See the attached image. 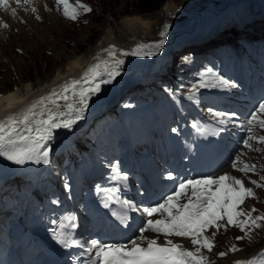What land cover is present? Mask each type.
<instances>
[{"label":"snow or ice","instance_id":"obj_1","mask_svg":"<svg viewBox=\"0 0 264 264\" xmlns=\"http://www.w3.org/2000/svg\"><path fill=\"white\" fill-rule=\"evenodd\" d=\"M7 0H0V5L6 4ZM19 3L20 0H17ZM61 4L65 5V15L71 19L78 18L76 9L68 11L67 0H59ZM27 3V0H25ZM77 4L85 12H91L92 9L85 4ZM35 10V9H34ZM7 27V25H5ZM165 31L160 33L165 36ZM163 44L160 41L157 47ZM123 61H117L116 67L118 68ZM96 65L89 69V72L96 75ZM119 75V72H108V79L103 80L102 83H110L114 76ZM87 77V74H86ZM222 84L227 85L228 82L220 78ZM80 81H73L72 85H65L64 91L67 92L69 87L75 91V85ZM201 86L207 87V84ZM100 91L99 85L94 88L82 89L79 93V99L76 101L80 105L79 108L72 102H67V112L55 111L47 106L44 111L39 113V117L47 114V119L37 118L35 108L37 104H33L25 113L19 118L10 116L7 121H0V155H5L9 160L16 164H24L27 161L35 160L39 163L49 162L50 149L46 146L53 137V130L56 128H70L72 126L71 120L57 121V117H67L71 113H82L85 110L89 93ZM53 95H57L53 93ZM65 101H68L67 96H62ZM43 103V98L40 102ZM216 117H221L220 124L226 125L231 121L235 114H228L223 112H216ZM264 103L259 106V113L253 114L247 121L249 125L248 131H252L253 125L264 129ZM82 118V117H77ZM176 131V129H173ZM258 139L260 143L264 144V135L255 137L249 136L244 141L246 147H252L249 140ZM232 167L237 171L245 173L254 171L255 166L243 164L240 166L239 157L237 162L232 164ZM169 178H172L171 176ZM127 180V177H122ZM257 187L264 188V184H257V181H251ZM215 186V188L213 187ZM191 189V195L188 197L186 203H179L181 197ZM106 193H117L118 189H106ZM256 193L253 188L246 187L245 182L241 178L234 175L224 174L218 177H205L203 179L194 180L189 179L181 181L177 190L168 195L162 203L155 206H146L138 208V206L131 200H124L121 203L127 209L124 215L118 217L122 223H127L129 217L127 212H141L144 216L149 217L146 219V227L139 229L141 235L137 239H133L129 244H112V243H99L98 241L90 242V249L94 250L92 255L96 260L101 261V264H212V261L206 256L202 250L212 252L215 244L213 237L216 233L224 227L227 230V225L239 227L242 232H246L249 227H261L258 221L264 220V216L252 217L251 212H244L239 209V206L244 204L245 199L248 197L255 198ZM114 198V197H113ZM239 209V210H238ZM256 211V209H252ZM159 214L161 219H152L151 217ZM244 217V219H240ZM226 218V225H221L218 221H224ZM74 220L75 217H70ZM211 230L210 235L206 232ZM152 232L161 234L163 237H184L190 239L191 245L195 246L194 250H189L183 244L175 243L172 239H166L158 243L157 239H150L143 233ZM237 239H244V237H237ZM140 242H146L141 246ZM65 246H68L67 244ZM232 252L239 251L235 245L230 249ZM221 257L227 253L221 252ZM236 264H257L256 260L237 261ZM264 264V260L260 261Z\"/></svg>","mask_w":264,"mask_h":264},{"label":"bare ground","instance_id":"obj_2","mask_svg":"<svg viewBox=\"0 0 264 264\" xmlns=\"http://www.w3.org/2000/svg\"><path fill=\"white\" fill-rule=\"evenodd\" d=\"M34 5L43 9L46 7L43 1H39L38 4L36 1ZM150 15L127 16L126 20H120L117 26L108 27L107 31L102 34L103 37L99 39L95 48L82 56L75 54L77 56H74L75 58L70 60L66 67L57 70L56 74L53 75L54 77H51V79L47 81L38 80L35 83L32 82V84L23 85L21 88L16 87L13 91L10 90L8 93L5 90L4 94L0 95V121H7L10 116L19 118L33 104H37L35 108L37 118L47 119L46 113L43 117H39V113L44 111L45 106L55 111L67 112L66 103L72 102L79 108L80 105L76 103L79 99L78 93L82 89H90L99 85L100 91L89 93V99L82 113L76 112L69 114L67 117H57L58 122L65 119L73 122L70 128L60 127L54 129V138L49 141L46 146L50 149V153L53 154V165L55 166L56 176L59 174L57 170L59 165L72 159L73 156L79 154L80 151L89 146V143H91V141H89V130L93 123L104 118L106 115V118L114 115L112 113L113 108L108 104V101H106V97L109 98L111 94H116L115 92H118L127 85L136 84L137 82L135 81H139V75L145 80V83H149L150 79H147V77L152 68L150 60L153 57L156 59L160 58L159 52H162L161 54L163 56L167 54L165 50L167 47H165L163 51H161L160 47H153L155 41L164 39V36H161L159 32L165 31V25H168L169 27L166 33H169L168 31L170 29H174L176 25L186 18L187 13L182 11V9L180 10L174 2L170 1V3L164 4L161 14L154 17H145ZM47 17H51V15L47 16L43 14L42 16V18L45 19H47ZM10 20L13 22L15 19L11 18ZM32 22L33 24L36 23L34 20H32ZM51 24L54 25L55 22ZM1 32L2 31H0V33ZM37 45H39V43H37ZM150 48H153V51H148ZM27 50L26 52H28ZM117 61H123L118 68L116 67ZM96 65L99 66L96 69L97 74L93 75L89 72V69ZM165 68H167L166 63L161 69L165 70ZM109 71H118L119 75L114 76L110 83H102L103 80L108 79ZM73 81H80L79 84L75 85V91L69 87V90L65 92V85L71 86ZM23 84H25L24 81ZM145 85L146 84L143 83L140 86L142 87L141 89H143ZM53 93L57 95H53ZM62 96H67L68 101H65ZM42 98L43 103L41 104ZM0 161L9 167L10 172L14 173L17 182L24 185L22 192L27 195V199L23 201L24 206L29 204L33 209L35 206H38L39 202L43 204L46 200H50L55 196L64 198L70 203L72 202L73 197L71 191H67L57 184L58 177L54 175L44 176L42 182L36 184L32 176L27 174L26 169L23 168L21 164L14 163L5 155H0ZM246 185L250 186L248 182H246ZM137 213L142 215L139 211H137ZM210 233L211 230L205 234L210 235ZM15 240L18 241V237H15ZM176 242L179 243L178 240H176ZM182 242L187 248H195V246L191 245L190 239L188 238H185ZM261 249H264V245L252 251L242 250L237 253H231L225 258L214 257L211 252H207V250H202V252L209 257L212 264H236L237 261H246L247 259L256 258L259 255H256V252Z\"/></svg>","mask_w":264,"mask_h":264},{"label":"rangeland","instance_id":"obj_3","mask_svg":"<svg viewBox=\"0 0 264 264\" xmlns=\"http://www.w3.org/2000/svg\"><path fill=\"white\" fill-rule=\"evenodd\" d=\"M51 1L52 0H48V4L50 3V6L48 5L47 7H44V9L39 8L36 12H32L31 16L27 15V13H25L23 10L18 11L13 22L10 21L7 23V27L4 26L5 29L0 28V31H2L0 33V95L4 94L5 90L6 92L10 90L13 91V89L16 87L21 88L23 85L32 84V82L35 83L38 80L47 81L51 79V77H54L53 75L56 74L57 70H61L62 68L66 67L69 61L75 58L74 56L85 55L91 49L95 48L99 39L103 37L102 34L107 31L108 27L117 26L120 20H126L127 16L141 15L138 14L133 8L134 2L136 0H89L94 7L92 11H79V13L83 14L84 18L73 21L69 17L58 16L55 12H53L54 8L51 7ZM170 1L174 2L180 10L182 9V11L187 13V16L182 22L176 25L174 29H170L168 31L169 33H166L164 39L160 40L163 41V44L159 47H162L167 42H169L172 37L177 35V32L182 31L183 28H191L194 25V22L198 19V12L200 9H202V7H213L214 4H217V2L224 1L225 3L236 0H195L191 7H189V12H187V3L190 0H165V3L168 4ZM162 8L160 11L152 13V15L145 14L150 15L145 17H154L161 14ZM185 8L186 11L184 10ZM43 14L47 16L51 15V17H47V19L42 18ZM32 20H34L36 23L33 24ZM54 22V25L51 24ZM77 22H84L85 25H79ZM206 28H210L209 23L206 25ZM160 33L161 31L159 34ZM160 41H155L153 47H157L156 45H158ZM37 43H39V45H37ZM26 50L28 52H26ZM183 57L184 55H176L175 57L173 56V65L171 67L172 69L170 73L174 77H172L174 81L176 79L175 68L182 62ZM221 69L222 68H219L217 71L212 72V75L216 80H219V83L221 82ZM188 75L189 74L187 73L186 76ZM23 81L25 84H23ZM123 88H121L118 92H115L116 95L121 94L120 92L123 90ZM131 92L132 89H128V92L123 95L121 100H119V104L116 106L115 110L120 111L119 109L121 108V105L128 100ZM110 105L112 108L114 107L112 104ZM136 107H138L136 104H131L128 112L134 113L137 110ZM142 109L146 111L145 108ZM132 118H134V121L137 124L141 122L138 117L133 116ZM101 125L102 123H96L90 132H92L94 135H97V130L100 129ZM152 143L154 144V142ZM149 146L152 148V145ZM111 147L114 149V151H117L115 150V146ZM68 170L71 169L67 168L66 165L59 167V172L61 174L65 173L71 177ZM86 172L88 173V177H86L84 182L79 187L72 190L74 192V198L76 199V202L80 192L85 189V186L88 184L91 176L97 174V172L92 171ZM4 200L9 201L10 203L15 201V205H11L10 207L7 205V211L15 212L16 210H20L22 205L21 192L16 183L7 187ZM261 204L262 206L256 203V207H260L258 210V216H264V200L261 202ZM78 205L81 206L79 203ZM252 209H255V207L247 208L246 213L253 212ZM218 223L221 225H226V218L224 221H218ZM258 223L261 225V227L248 228L252 230H259L257 232L258 235L253 236V243H245L246 232H242L239 227L227 225L230 233L225 237L222 236L219 230L214 238L218 235L219 237H217L216 240L213 238L214 244L216 245L212 250L213 256L218 258L228 257V255L232 253L230 249L234 245H239L243 248V250L248 249L250 251L260 248L262 245H264V220L258 221ZM223 231L224 233L226 232L225 229H223ZM237 237H244V239H237ZM225 245L228 246L227 249L224 248ZM221 252L227 253V255L221 257L219 255Z\"/></svg>","mask_w":264,"mask_h":264},{"label":"trees","instance_id":"obj_4","mask_svg":"<svg viewBox=\"0 0 264 264\" xmlns=\"http://www.w3.org/2000/svg\"><path fill=\"white\" fill-rule=\"evenodd\" d=\"M164 3L165 0H136L133 8L138 14L145 15L158 12Z\"/></svg>","mask_w":264,"mask_h":264}]
</instances>
